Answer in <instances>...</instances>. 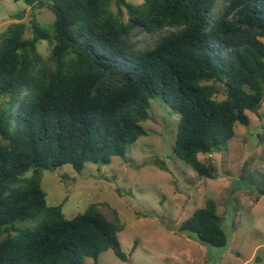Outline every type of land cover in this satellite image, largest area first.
<instances>
[{
	"label": "trees",
	"instance_id": "1",
	"mask_svg": "<svg viewBox=\"0 0 264 264\" xmlns=\"http://www.w3.org/2000/svg\"><path fill=\"white\" fill-rule=\"evenodd\" d=\"M16 1L45 7L53 21L42 27L32 15L30 38L20 21L0 33V264H98L108 250L127 263L117 212L90 204L66 219L61 205H47L41 171L80 173L123 157L146 136L142 123L158 98L179 114L173 155L214 179L198 156L221 150L264 102V0ZM141 34L153 43L141 47ZM25 221L36 225L16 232ZM219 222L207 200L178 232L223 248Z\"/></svg>",
	"mask_w": 264,
	"mask_h": 264
},
{
	"label": "rangeland",
	"instance_id": "2",
	"mask_svg": "<svg viewBox=\"0 0 264 264\" xmlns=\"http://www.w3.org/2000/svg\"><path fill=\"white\" fill-rule=\"evenodd\" d=\"M126 1L140 5L143 0ZM32 15L42 27L53 21L45 7L31 11L23 1L0 0V33L20 21L30 38ZM136 40L144 47L154 39L141 34ZM49 50L46 42L38 46L43 57ZM217 88L215 98L221 100L222 89ZM148 115L142 123L146 136L128 145L123 157H114L108 164H86L80 173L70 166L41 171L47 205H61L66 219L83 214L90 204L117 212L125 226L117 239L130 257L122 262L108 250L99 256L98 264H264V197L256 201L264 171V102L256 113H248L247 127H235L233 139L221 150L198 156L211 162L214 179L197 177L173 155L177 111L155 98L150 100ZM207 200L217 205L219 225L227 237L223 248L200 245L178 232ZM35 225L25 221L15 230ZM83 264L93 262L84 258Z\"/></svg>",
	"mask_w": 264,
	"mask_h": 264
},
{
	"label": "water",
	"instance_id": "3",
	"mask_svg": "<svg viewBox=\"0 0 264 264\" xmlns=\"http://www.w3.org/2000/svg\"><path fill=\"white\" fill-rule=\"evenodd\" d=\"M158 167L164 169L163 166H161L160 164H158Z\"/></svg>",
	"mask_w": 264,
	"mask_h": 264
}]
</instances>
